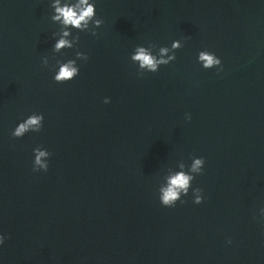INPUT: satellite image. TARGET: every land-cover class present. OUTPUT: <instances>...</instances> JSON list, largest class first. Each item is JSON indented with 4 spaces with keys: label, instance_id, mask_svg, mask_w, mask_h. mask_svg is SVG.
I'll use <instances>...</instances> for the list:
<instances>
[{
    "label": "water",
    "instance_id": "obj_1",
    "mask_svg": "<svg viewBox=\"0 0 264 264\" xmlns=\"http://www.w3.org/2000/svg\"><path fill=\"white\" fill-rule=\"evenodd\" d=\"M104 26L79 33L89 60L57 84L49 0H0V264H264V3L98 0ZM177 60L138 74L137 45ZM201 50L223 71H206ZM111 103L105 104L104 99ZM33 113L40 133L15 139ZM190 113L191 121L186 120ZM52 153L33 171V149ZM206 160L175 208L158 199L180 161ZM231 239L232 244L227 241Z\"/></svg>",
    "mask_w": 264,
    "mask_h": 264
},
{
    "label": "clouds",
    "instance_id": "obj_2",
    "mask_svg": "<svg viewBox=\"0 0 264 264\" xmlns=\"http://www.w3.org/2000/svg\"><path fill=\"white\" fill-rule=\"evenodd\" d=\"M264 3V0H261ZM51 8L50 19L58 25V31L52 34L54 41L52 51L54 54H63L65 51H74V58L56 60L55 65L51 63L48 56L42 58L45 68H51L53 80L57 84H68L76 80L81 74V62L89 60L88 55L79 50V33H88L98 36V29L104 26L103 19L98 17V0H49ZM184 47L181 40H174L171 46L158 47L154 43L137 45L130 55L131 62L137 66L138 74H156L162 67H166L177 60L176 53ZM197 62L206 71L217 69L218 75L223 71L222 60L208 50H201L197 55ZM105 104L111 103L110 98L104 99ZM186 120L192 119L190 113L186 114ZM45 117L42 113H33L22 119L12 131L15 139H23L30 133H40L44 128ZM33 171L48 172L52 153L46 148L37 147L33 149ZM206 160L203 157H191V163L180 161L176 167L168 172L158 187V199L163 207L175 208L189 195L193 203L201 205L204 203L205 195L201 188L193 187L198 176L204 174ZM254 219L264 220V207H260L258 215ZM6 237L0 233V248L5 245ZM228 245L232 240L227 241Z\"/></svg>",
    "mask_w": 264,
    "mask_h": 264
}]
</instances>
